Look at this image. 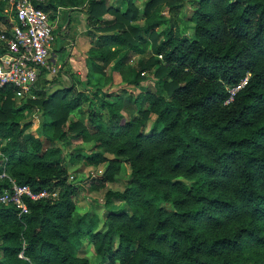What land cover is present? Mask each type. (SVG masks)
I'll use <instances>...</instances> for the list:
<instances>
[{
  "label": "trees",
  "instance_id": "obj_1",
  "mask_svg": "<svg viewBox=\"0 0 264 264\" xmlns=\"http://www.w3.org/2000/svg\"><path fill=\"white\" fill-rule=\"evenodd\" d=\"M119 1L37 6L53 21L60 8L85 15L92 73L137 86L150 73L154 92L110 101L99 97L100 83L92 91L75 83L50 91L43 69L32 96L0 85V174L7 175L0 195L11 180L49 193L27 198L23 215L0 202V264H92L80 256L86 242L98 264H264V0H146L141 8L142 0ZM187 1L190 33L177 19ZM14 16L0 4L1 36H11ZM6 53L0 40V56ZM95 101L107 118L93 109L87 124L69 122ZM127 102L132 119L123 114ZM36 109L48 147L28 131ZM90 140L95 152L78 158L107 164L90 191L115 182L125 164L131 169L124 191H107L102 220L78 212L82 186L71 180L60 146Z\"/></svg>",
  "mask_w": 264,
  "mask_h": 264
},
{
  "label": "rangeland",
  "instance_id": "obj_2",
  "mask_svg": "<svg viewBox=\"0 0 264 264\" xmlns=\"http://www.w3.org/2000/svg\"><path fill=\"white\" fill-rule=\"evenodd\" d=\"M18 0H1V8L2 12L5 10V13L8 11L11 12L13 4L17 2ZM108 5H111L113 3V0H107ZM119 1V0H117ZM146 0L142 1H137L136 5L138 7H143L144 2ZM120 2V1H119ZM192 5L188 3V1L184 4V7L180 8L178 10V16L177 19L180 22V29L183 30L185 29L186 32L190 33L192 27L190 21L185 17V14L187 13L188 15L192 14ZM61 10H64V8H61L58 10L57 17H56V26H55V35H56V41L54 43V54L57 55L56 60V70L55 72H48L49 75L47 78H49V85L51 86L50 91H54L57 88H60L62 85L65 86H70L72 83L76 84V90L77 91H82L84 92L85 90H93L94 86L96 84H99L102 86V90L100 92L99 97H104L105 99L107 98L110 101H115L117 98L122 97V98H129L130 96L132 99L139 95L140 93H145L146 91L149 92H154L156 89L159 88V85L157 84V79L153 77L152 74L148 73L146 74V77L148 76L147 80L143 81L141 84L137 85H125L123 83V79L119 74L114 75V80L111 82L107 79L108 76H103L100 74H95L91 72V69L89 65H87V56H88V51L90 50L91 47V39L89 37L83 38V44H81V47H87L88 51L86 50L85 53H82L80 57H78V54L75 52L76 49L72 46L71 43L74 41V37H72V29L73 33L75 34V28L73 27V23L71 25L72 29L69 31V28L67 30L64 29L65 22L64 20H60L59 18V12ZM191 10V11H190ZM66 11L65 17L67 18V23L70 18L67 17L69 13ZM63 13V12H62ZM62 15V14H61ZM163 15L165 18H170L171 13H169L167 10L163 12ZM12 16V15H11ZM72 21H77L76 23V30L78 31H85L86 30V23H85V17L84 15L79 12L75 11L73 12L72 15ZM7 30V25L3 20L0 19V36L1 34ZM162 30V27L160 28ZM159 30V31H160ZM65 32V33H64ZM65 34L66 38H69L68 40H65V37L63 35ZM82 38V36H81ZM1 40V37H0ZM56 45L59 47L56 50ZM75 57L76 60H75ZM146 58L149 57V55H145ZM73 58V63L70 67H66L65 69L63 68V64L65 65L66 62H68V59ZM139 60L138 56L133 57L131 61V65L135 66ZM54 64V62L52 63ZM98 65L103 67V63L99 62ZM69 68V69H68ZM64 69V71H63ZM107 69L106 75H109V68ZM67 70H73L74 73L73 82L72 79L67 78ZM64 72V73H63ZM62 79V80H61ZM64 81V82H63ZM125 92V93H124ZM32 96V93L29 92L27 94ZM26 97V96H25ZM34 97V96H33ZM20 101V99H18ZM96 109L99 110L102 113L103 119L107 118L108 116V111L107 109H103L101 106V103L99 101H95V103L90 107V104H84L74 112H72L70 116V123L71 122H82L87 124L89 121V116L91 114V110ZM27 115V118L29 122H31V127L28 130L29 133L33 134L36 137H40L41 141L45 143V147L50 146L49 143L46 141L44 136H41V113L36 109L33 111L31 114ZM123 114L127 119H132L134 116L137 115L134 106L130 103L127 102L124 106L123 109ZM153 119V118H152ZM150 127V124H149ZM148 127V128H149ZM58 144V143H56ZM62 146L64 148V163L67 166L70 175L74 178V182L76 184L81 183L82 190L79 193L78 196V202H77V209L78 212L80 213H85V212H90L92 215L96 216L99 220H102L103 215L105 213L102 205L104 204L106 198V193L109 189L114 190V191H124L130 174H131V169L130 167L125 164L122 172L119 176H117L116 181L110 184H107L106 187L101 188L99 190L95 191H90V183L92 182L91 180H101L102 175L107 167V164H102L97 167H90L84 165V163L78 158L82 155H88L91 154V152H95L92 149L95 146V142L90 140L87 142H77V141H72L70 145L67 146ZM108 158L112 159L114 156L112 155H107ZM85 250L83 253H80V256L88 258L92 264H98L96 262V253L94 247L86 242ZM119 264V263H117Z\"/></svg>",
  "mask_w": 264,
  "mask_h": 264
},
{
  "label": "built area",
  "instance_id": "obj_3",
  "mask_svg": "<svg viewBox=\"0 0 264 264\" xmlns=\"http://www.w3.org/2000/svg\"><path fill=\"white\" fill-rule=\"evenodd\" d=\"M45 1L15 2L12 7L15 16L11 20L13 24L11 36H1L7 53L0 56V85L13 87L18 97L31 92L42 69L47 73L57 71L56 63L52 64L56 21L52 20L50 13L37 6ZM245 83L233 90L232 95ZM4 178H7V175L0 174V179ZM11 183L13 188L0 195V202L14 204L21 210V215L29 211L25 202L27 198L36 201L49 196L47 191L35 194L29 186H18L13 180Z\"/></svg>",
  "mask_w": 264,
  "mask_h": 264
},
{
  "label": "crops",
  "instance_id": "obj_4",
  "mask_svg": "<svg viewBox=\"0 0 264 264\" xmlns=\"http://www.w3.org/2000/svg\"><path fill=\"white\" fill-rule=\"evenodd\" d=\"M61 9V8H60ZM66 11H68L67 13H69L68 15H67V17L68 18H70L71 20H69L68 21V23H67V18L65 17V14H66ZM63 12V13H62ZM62 14V15H61ZM72 15H73V12H70L68 9H64V10H61L60 12H59V18H60V20H61V18H62V20H64V19H66V20H64V21H66L65 22V26H64V29L65 30H67V28H69V31H71V29H72V27H71V25H72V23H73V27L75 28V34L73 33L74 31H73V29H72V32H71V34H72V37H74V41H73V43H71L72 44V46L74 47V49H76L75 50V52L78 54V57H80L81 55H82V53H85L86 52V50L88 49L87 47H81V44H83V38H87L88 36L86 35V31H87V28H86V30L85 31H78V30H76V23H77V21H72ZM84 17H85V15H84ZM86 18V17H85ZM70 24V25H69ZM65 33V32H64ZM81 36H82V38H81ZM63 37H65V34L63 35ZM68 40L69 38H66L65 37V40ZM56 50L59 48L57 45H56ZM88 51V50H87ZM57 58V55H55L54 54V56H53V59H52V61L54 62V63H56V59ZM76 58L77 57H75V60H76ZM73 58H70V59H68V62H66L65 64H67V66H65L64 64H63V68L65 69L66 67H70L71 65H72V63H73ZM65 66V67H64ZM65 72V71H64ZM63 72V73H64ZM71 72L72 73H74L73 72V70H71ZM49 74V73H48ZM49 75H51V74H49ZM48 75V76H49ZM67 78H70V76H68L67 75ZM48 80H49V78H48ZM62 80V79H61ZM64 82V81H63ZM43 84L42 82H40V80H38V84Z\"/></svg>",
  "mask_w": 264,
  "mask_h": 264
}]
</instances>
